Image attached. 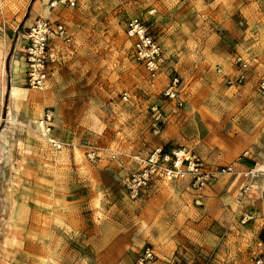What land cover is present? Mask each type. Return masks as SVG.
Here are the masks:
<instances>
[{
    "label": "rangeland",
    "instance_id": "obj_1",
    "mask_svg": "<svg viewBox=\"0 0 264 264\" xmlns=\"http://www.w3.org/2000/svg\"><path fill=\"white\" fill-rule=\"evenodd\" d=\"M38 2L0 0V37L11 36L5 83L15 40ZM46 6L43 17L61 20L71 42L55 49L38 118L50 116L64 146L37 137L29 118L34 87L25 78L26 115L10 116L8 95L0 96V264H37L44 248L48 264H136L145 248L184 264H249L264 250L260 183L242 195L239 176L220 177L195 203L185 180L157 182L132 199L122 179L138 168L136 156L162 145L188 146L212 166L243 159L264 168V97L256 90L264 0ZM132 17L162 45L154 78L131 57L125 28ZM240 62L247 64L242 82L228 85Z\"/></svg>",
    "mask_w": 264,
    "mask_h": 264
},
{
    "label": "built area",
    "instance_id": "obj_2",
    "mask_svg": "<svg viewBox=\"0 0 264 264\" xmlns=\"http://www.w3.org/2000/svg\"><path fill=\"white\" fill-rule=\"evenodd\" d=\"M78 0H60V3L68 7L76 6ZM125 34L130 40V54L133 60L139 64L146 74L154 78L162 69L164 53L161 43L145 26L144 22L137 18H129L126 23ZM25 42L20 51L25 64L24 78L32 87H40L46 80L49 71L56 61L55 49L59 44H69L71 34L65 24L59 19L37 16L32 24L24 30ZM237 62V61H236ZM247 64L240 62L237 74L234 78H227L228 85L240 83L243 80V72ZM221 73V69L217 68ZM170 86L165 96L169 99L176 97L174 85ZM257 93L264 97V73L256 84ZM122 100H127V95H122ZM44 127L49 144L56 150H60L64 144L53 135V125L50 116L44 113L40 119ZM138 168L127 174L122 179V185L127 195L132 198L143 196L155 183L160 181L185 180L193 195V201L200 203L202 192L217 178L224 176H239L242 179L239 192L242 195L250 193L254 182L260 183L259 197L264 200V168L258 163L249 164L238 168L230 163L222 166H212L193 149L185 145H162L152 148L145 156H136ZM136 264H184L177 256L159 259L150 248L143 249L137 254ZM249 264H264V250L250 258Z\"/></svg>",
    "mask_w": 264,
    "mask_h": 264
},
{
    "label": "bare ground",
    "instance_id": "obj_3",
    "mask_svg": "<svg viewBox=\"0 0 264 264\" xmlns=\"http://www.w3.org/2000/svg\"><path fill=\"white\" fill-rule=\"evenodd\" d=\"M46 1L47 0H41L38 4L36 3L31 7L29 16L26 20V25H27L26 27H29L37 16H43L49 13L48 6H46ZM6 38H7L6 34L4 37H0V96L2 95L5 96V94L8 95L7 109H8V114L10 116L13 115V117H15L19 113L26 115L27 107H28L27 95L29 91L24 84L25 64L21 56L19 55V52L23 49V44L25 42L24 32H20L18 37L16 38L13 53L10 56L8 83H5V78H4L5 77L4 59H5L6 44H7ZM42 88L43 87H34L33 88L34 90H32L30 93L31 99L33 100L31 103L33 107H32L31 116L29 118L31 119L30 122L33 125L36 134L38 135L37 137L42 141H44V144H47L48 146L49 137L47 136L44 127L40 124V119L38 118L43 115V106L41 101L43 99L44 93ZM26 138L27 136L25 137V140ZM21 144H18V146L21 147ZM49 151L50 154L52 155L55 154V156L59 153L54 150H49ZM77 156H79V154ZM49 257H50V249L44 248V251H42V253L38 257L37 264H48Z\"/></svg>",
    "mask_w": 264,
    "mask_h": 264
},
{
    "label": "crops",
    "instance_id": "obj_4",
    "mask_svg": "<svg viewBox=\"0 0 264 264\" xmlns=\"http://www.w3.org/2000/svg\"><path fill=\"white\" fill-rule=\"evenodd\" d=\"M41 0H39V2H40ZM38 2V3H39ZM37 3V4H38ZM7 35V38H6V41H7V44H6V53H5V58H6V56H7V51H8V44H9V42H10V39H11V36H10V34H6ZM16 41V40H15ZM251 165V164H253L252 162H250V163H248L247 161H244L243 159H242V162H241V164L240 165H237L238 166V168H241V167H246V166H248V165Z\"/></svg>",
    "mask_w": 264,
    "mask_h": 264
}]
</instances>
